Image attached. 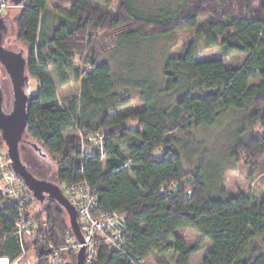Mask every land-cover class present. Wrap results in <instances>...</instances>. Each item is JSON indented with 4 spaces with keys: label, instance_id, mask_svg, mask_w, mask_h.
Here are the masks:
<instances>
[{
    "label": "trees",
    "instance_id": "trees-1",
    "mask_svg": "<svg viewBox=\"0 0 264 264\" xmlns=\"http://www.w3.org/2000/svg\"><path fill=\"white\" fill-rule=\"evenodd\" d=\"M49 1L56 9L69 7L51 34L46 32ZM110 1L25 0L17 7L18 37L28 49L27 54L19 51L28 81L38 84L33 94L25 89L27 124L19 143L22 164L39 179L38 166L24 145H40L56 164V186L87 182L100 212H116L124 218L133 236L134 255L145 261L172 252L174 264H190L199 246L187 245L178 231L191 230L212 245L201 264H264V195L256 200L250 193L227 192L217 162L209 170L201 166L186 170L178 137L235 111L243 115L242 131L247 137L227 156L230 166L241 159L255 166L264 157V3L179 0L171 14L145 17L136 11L135 0H121L118 17L113 18L94 6H107ZM184 29H192L206 49L219 47L222 58L197 61L195 46L190 44L183 55L165 63L163 103L154 98L141 108L115 113L119 105L112 100L119 101V95L110 67L97 64L95 45H101L104 35L132 40ZM232 55L248 58L241 67H227L224 59ZM75 61L80 68H74ZM51 67L60 86L67 84L66 73L72 72L79 83L78 108L65 110L59 105ZM164 96L173 100L167 102ZM69 130L72 134L64 137ZM98 132L104 137L103 158L91 151L88 140ZM6 152L0 133V156L8 160ZM6 169L11 171L10 164ZM2 178L0 168V182ZM20 180L23 204L15 201L1 207L0 196V260L12 264L32 249L36 264H48L49 246L62 249L66 234H72L69 218L54 199L46 196L38 202ZM35 204L43 210L31 214ZM19 218L34 222L29 227L31 244L18 235ZM76 254L64 251L61 256L64 263L76 264ZM93 264H134V259L100 246Z\"/></svg>",
    "mask_w": 264,
    "mask_h": 264
},
{
    "label": "rangeland",
    "instance_id": "rangeland-1",
    "mask_svg": "<svg viewBox=\"0 0 264 264\" xmlns=\"http://www.w3.org/2000/svg\"><path fill=\"white\" fill-rule=\"evenodd\" d=\"M135 1L136 5H133L136 11L139 15L145 17H154L155 15L166 16L171 14L170 12L176 11L179 5V0ZM257 1L264 3V0ZM120 5L121 0H111L107 6L94 3L95 7L113 18L118 17ZM47 10L46 32L51 34L52 29L58 25L59 18L69 13V7L62 6L61 9H56L52 1H49ZM19 11V8L10 3V6L1 15L6 24L3 46L16 52L23 50L27 54V46L19 40L18 28L15 22ZM208 18L210 17L204 18V21ZM202 22L203 20L200 21V23ZM92 34L94 38L95 33L93 32ZM97 34L100 35L102 33L98 32ZM115 43L121 44L117 48L113 47L107 51L102 50L104 47L114 46ZM190 44H194L195 46V59L197 61L222 58L219 47L206 49L204 41L196 39L192 29L175 31L166 35L139 36L132 40H123L122 38L104 35L101 39L103 47L100 44H96L94 49L97 53V64H107L111 70L113 85L120 99L119 101L116 98L112 100L116 105H119L116 107L115 113L122 114L136 108H141L146 100L150 101L154 98L157 103L162 102V94L166 88L164 76L165 63L170 57L183 55ZM247 58L248 55H232L225 58L224 63L227 67L238 68L246 62ZM80 67L79 62L75 61L74 68ZM50 74L56 86L59 105L65 110L72 109L73 107L78 108L80 100L79 83L74 79L72 72L66 73L68 82L63 86H60L58 83L56 73L52 67L50 68ZM27 87L29 94L35 92L33 80L28 81ZM0 90L3 94L4 107L9 109L12 91L6 73L1 66ZM164 98H166L167 102H169V99L173 100V96L171 98L164 96ZM113 114L114 112L111 115ZM242 129L243 115L230 111L209 126H203L190 132L179 134L178 137L182 141L179 150L181 149L183 167L186 170H193L196 166L209 170L210 167H215V162H217L220 165V177L227 192L233 195L250 193L258 200V198L264 195V157H259L255 166H249L246 161L241 159L239 163L231 167L230 161L226 159L232 152L233 147L238 142L246 139L247 134ZM71 134L72 131L69 130L65 133L64 137L67 138ZM24 139L32 142L28 137H24ZM39 146L24 145L27 154L35 160L38 166L35 176L57 185L56 164L51 158L46 156ZM23 158L25 157L23 156ZM1 186L0 192L2 190ZM42 210V206L35 204L30 209V212L33 214ZM30 225L31 223L27 225L28 230ZM178 232L187 245L197 244L199 246V251L191 255L190 264H201L212 247L211 243L202 240L201 236L191 230H180ZM23 238L26 244H31L33 241L32 232L25 233ZM174 258V254L169 252L165 255H154L146 263L156 264L165 260L169 264H174ZM22 260L28 264H36L34 250L28 249ZM0 264L8 263L5 260H0Z\"/></svg>",
    "mask_w": 264,
    "mask_h": 264
},
{
    "label": "built area",
    "instance_id": "built-area-1",
    "mask_svg": "<svg viewBox=\"0 0 264 264\" xmlns=\"http://www.w3.org/2000/svg\"><path fill=\"white\" fill-rule=\"evenodd\" d=\"M8 6H10L9 0H0V16L4 14ZM88 140L93 144L91 151H95L103 158V134L98 132ZM8 164H10L9 160H6L4 156H0V168L3 176L0 182V186L3 183L0 192L1 207L4 208L12 206L15 201L19 205L24 203V200L20 198V195L23 194L22 182L12 171L6 169ZM60 189L74 208L82 243L78 242L73 234H66L65 246L62 249H54L49 246L48 264H64V259L61 256L62 252H78L81 248H84L85 264H93L100 246L131 256L134 259V264H147L145 260L134 255V249L131 246L133 236L126 228L124 218L116 212H100L97 209V197L87 182L64 183ZM29 223H31L30 226L34 225L31 220L28 223H25L21 218L17 220L18 235L20 237L30 232L27 229ZM12 264L28 263L19 258Z\"/></svg>",
    "mask_w": 264,
    "mask_h": 264
},
{
    "label": "water",
    "instance_id": "water-1",
    "mask_svg": "<svg viewBox=\"0 0 264 264\" xmlns=\"http://www.w3.org/2000/svg\"><path fill=\"white\" fill-rule=\"evenodd\" d=\"M25 0H9L11 5L19 7ZM6 24L0 16V66L9 80L12 98L9 109L4 107V99L0 90V133L7 147V157L11 171L27 186L38 202H43L45 197L57 201L62 206L69 218L72 234L76 240L82 243V236L76 221L72 204L64 197L61 189L44 180L35 178L22 164L19 155V143L26 129V107L28 78L26 62L22 51H12L3 46V36ZM66 264V263H64ZM76 264H85L84 248L76 254Z\"/></svg>",
    "mask_w": 264,
    "mask_h": 264
},
{
    "label": "crops",
    "instance_id": "crops-1",
    "mask_svg": "<svg viewBox=\"0 0 264 264\" xmlns=\"http://www.w3.org/2000/svg\"><path fill=\"white\" fill-rule=\"evenodd\" d=\"M33 85H34L35 92H36V91H37V89H38V84H37L35 81H33Z\"/></svg>",
    "mask_w": 264,
    "mask_h": 264
}]
</instances>
